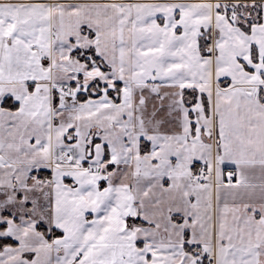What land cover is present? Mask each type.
Returning a JSON list of instances; mask_svg holds the SVG:
<instances>
[{
    "label": "snow or ice",
    "instance_id": "obj_1",
    "mask_svg": "<svg viewBox=\"0 0 264 264\" xmlns=\"http://www.w3.org/2000/svg\"><path fill=\"white\" fill-rule=\"evenodd\" d=\"M0 264H264V0H0Z\"/></svg>",
    "mask_w": 264,
    "mask_h": 264
}]
</instances>
